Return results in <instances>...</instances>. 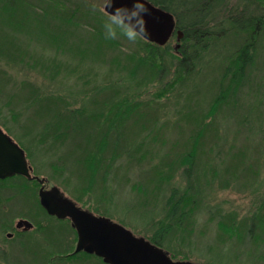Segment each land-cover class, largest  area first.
Segmentation results:
<instances>
[{"label": "rangeland", "instance_id": "obj_1", "mask_svg": "<svg viewBox=\"0 0 264 264\" xmlns=\"http://www.w3.org/2000/svg\"><path fill=\"white\" fill-rule=\"evenodd\" d=\"M19 1L28 15L0 17V128L45 188L154 238L173 259L264 264V32L243 78H221L246 39L224 18L263 13L264 0H213L202 10L207 36L182 43L179 29L159 47L107 39L105 0H59L78 26L56 21L49 0ZM38 189L0 181V264H103L55 256L74 252L75 235L40 208ZM20 219L33 227L19 232Z\"/></svg>", "mask_w": 264, "mask_h": 264}, {"label": "water", "instance_id": "obj_2", "mask_svg": "<svg viewBox=\"0 0 264 264\" xmlns=\"http://www.w3.org/2000/svg\"><path fill=\"white\" fill-rule=\"evenodd\" d=\"M144 2L150 13L144 17L150 33L146 41L162 46L173 33L174 17L149 1ZM132 3L133 0H114L113 7L105 8V11L112 13L116 7L131 8ZM176 34V40L179 41L182 32L177 30ZM31 171L24 151L0 128V179L19 175L41 184L37 192L40 206L50 216L61 220L68 218L76 232L74 253L93 254L106 264H197L188 260H174L162 248L143 237L135 236L121 224L79 208L57 187L44 189V179L31 175ZM23 225L25 228L32 226L23 219L16 223L17 228Z\"/></svg>", "mask_w": 264, "mask_h": 264}, {"label": "trees", "instance_id": "obj_3", "mask_svg": "<svg viewBox=\"0 0 264 264\" xmlns=\"http://www.w3.org/2000/svg\"><path fill=\"white\" fill-rule=\"evenodd\" d=\"M9 0H0V17L3 14V16H6L8 18H6V24L8 23H13L15 24L14 21V17L16 14H20L23 12V14H27L28 15V11H27V7H30V5L26 4L27 2L25 1H17V0H10V2H8ZM149 1L151 4H153L154 6L160 7L163 10L171 13L174 16L175 19V25L177 26L178 29H181V31L183 32V41L182 43L187 40H190L192 43H198L202 40V38H204L205 36H207V32L205 30V27L208 25L207 22V15H205L204 13H202L204 7L206 6H210L211 1L213 0H174V2H171V0H147ZM177 1V2H176ZM22 4L21 8L19 9L21 12H19L18 7H14L16 6V3ZM50 4H51V13L53 14V18L57 19L56 21L62 22V20L64 22H66V24H75L76 26H78L76 23L73 22V18H74V14L77 13V10L73 11L68 9V14H70L69 16L67 15V17L65 18L64 16L61 17V15L63 13L62 9H65V7H67L62 1H55L54 0H49ZM241 2L244 3H248L246 0H241ZM175 7L180 8L181 14L183 15L182 18L184 20L182 25V21L179 20V16L178 14L174 13V11L172 9H174ZM202 7V8H199ZM11 12H10V11ZM3 12V14H2ZM201 12V13H200ZM87 13V12H86ZM85 13V14H86ZM229 17H225L224 19L229 20L230 21V32L236 33L237 35L239 33H244L245 36V42L242 44L243 47L240 48L239 51H237L236 53H234V55H232V57L230 58L229 64L226 65V68L223 70V77H221L222 79H228L229 81H235L239 82L242 78H243V71L244 68L246 67L247 64H249L251 62L252 59V55L251 53H249L250 49H253V45L255 43V40L257 39V37H259L261 35V32H264V12L263 13H257L254 14L252 12V14L243 16V13H240L238 11L233 12L229 10ZM96 15H98L95 12ZM87 17L93 18V19H98L96 18V16L94 14H90L87 13V15H85ZM19 17V16H18ZM30 17H36L39 18V12H34L33 15H31ZM61 17V18H60ZM41 18V17H40ZM60 18V19H59ZM99 17L98 22H103V18ZM21 20V19H20ZM23 20V19H22ZM35 22H37L36 19H33ZM21 22L20 24H23V21H17L16 23ZM5 24V23H4ZM97 25V26H96ZM95 27H98V24H96ZM3 24L0 25V31H2L3 29ZM94 28V27H93ZM95 29V28H94ZM97 33L101 31V27H98V29L96 28ZM148 43V42H147ZM250 43V44H248ZM147 45H153L151 43H148ZM156 47H159L158 45H155ZM186 45H183L181 48L182 54H186ZM152 53V52H151ZM184 61L182 59H180V63L183 64V66H185V69L187 67H189V63H188V59L187 56H184ZM150 59V58H149ZM152 60V59H150ZM187 71V69H186ZM216 102L220 103L221 100L218 99ZM74 119V120H73ZM71 120L73 124L77 118H73L71 117ZM100 144H97V150L99 151L100 149H102V145L104 146L105 144V140L101 139L100 140ZM101 151V150H100ZM192 156L189 155V159H191ZM21 179L23 181L28 180L22 176L19 175H15L12 177H7L5 179H0V181H8L11 179ZM29 181H35V180H29ZM36 182V181H35ZM181 198H179L178 201H176L175 203V207L179 206V201ZM178 202V203H177ZM41 208V206H40ZM42 209V208H41ZM43 210V209H42ZM158 246V244H155ZM63 258V257H62Z\"/></svg>", "mask_w": 264, "mask_h": 264}, {"label": "clouds", "instance_id": "obj_4", "mask_svg": "<svg viewBox=\"0 0 264 264\" xmlns=\"http://www.w3.org/2000/svg\"><path fill=\"white\" fill-rule=\"evenodd\" d=\"M114 0H105L103 9L107 20L103 27L107 39H116L119 35L124 36L130 42L137 39H148L150 33L147 31L145 15H150L144 0H133L132 7H116L112 13L105 8H112Z\"/></svg>", "mask_w": 264, "mask_h": 264}, {"label": "flooded vegetation", "instance_id": "obj_5", "mask_svg": "<svg viewBox=\"0 0 264 264\" xmlns=\"http://www.w3.org/2000/svg\"><path fill=\"white\" fill-rule=\"evenodd\" d=\"M177 30H179L178 28H177V26L175 25V27H174V31H173V33H172V36L170 37V39L173 37V35H174V33H176V31ZM169 39V40H170ZM32 175H33V173H32ZM45 182V181H44ZM40 186H41V184H39V188H40ZM42 186L44 187V189H46L45 188V183H43L42 184ZM64 195V194H63ZM70 200H72V199H70ZM74 203H75V205L76 206H78L79 208H81V209H84V210H87L86 208H84V207H82V206H80L78 203H76V201H74V200H72ZM88 211V210H87ZM90 212V211H89ZM46 213V212H45ZM99 216V215H98ZM53 217V216H52ZM55 218V217H54ZM62 221H67L68 223H69V225H70V221H69V219L68 218H65V219H63ZM113 221V220H112ZM114 222H116V221H114ZM116 223H118V222H116ZM120 224V223H119ZM122 225V224H121ZM123 226V225H122ZM24 227V226H23ZM23 227H20L19 229H21V230H19V232H21V231H25V230H23L24 228ZM32 227H33V225H32ZM31 227V228H32ZM70 227H71V225H70ZM125 227V226H124ZM17 228V227H16ZM30 228V229H31ZM126 228V227H125ZM35 229H37V228H35ZM71 229L73 230V232H74V235H75V244H76V240H77V236H76V232H75V230L71 227ZM130 230V229H129ZM131 231V230H130ZM132 232V231H131ZM133 233V232H132ZM134 234V233H133ZM135 235V234H134ZM135 236H137V235H135ZM144 238V237H143ZM146 240H148L149 242H151V243H153V244H158V246L160 247V245H159V243H157L156 241H155V239L154 238H152V237H150V238H145ZM75 244H74V248H75ZM74 250V249H73ZM167 252V251H166ZM168 253V252H167ZM83 256V257H91V256H94V257H96L97 259H98V261H100L101 263H103V264H106V263H104L102 260H101V258H99V257H97V256H95V255H93V254H87V253H85V252H78V253H74V252H69V253H65V254H58V255H55L57 258H64L65 260H70L71 258H75V257H77V256ZM168 255H170L169 253H168ZM171 257V256H170ZM172 258V257H171ZM173 259V258H172Z\"/></svg>", "mask_w": 264, "mask_h": 264}]
</instances>
